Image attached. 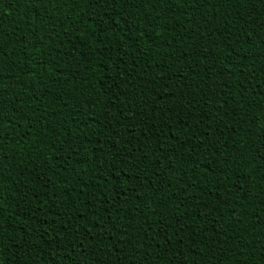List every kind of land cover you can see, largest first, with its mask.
Returning a JSON list of instances; mask_svg holds the SVG:
<instances>
[{"label":"trees","instance_id":"obj_1","mask_svg":"<svg viewBox=\"0 0 264 264\" xmlns=\"http://www.w3.org/2000/svg\"><path fill=\"white\" fill-rule=\"evenodd\" d=\"M0 264H264V0H0Z\"/></svg>","mask_w":264,"mask_h":264}]
</instances>
